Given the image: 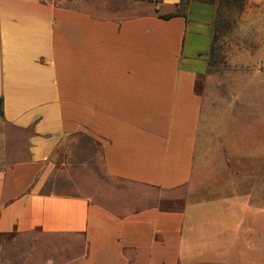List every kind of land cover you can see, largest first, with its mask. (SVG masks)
I'll use <instances>...</instances> for the list:
<instances>
[{
  "label": "crops",
  "instance_id": "crops-1",
  "mask_svg": "<svg viewBox=\"0 0 264 264\" xmlns=\"http://www.w3.org/2000/svg\"><path fill=\"white\" fill-rule=\"evenodd\" d=\"M218 1L0 0V238H80L76 264L190 260L191 207L173 196L209 158Z\"/></svg>",
  "mask_w": 264,
  "mask_h": 264
},
{
  "label": "rangeland",
  "instance_id": "rangeland-1",
  "mask_svg": "<svg viewBox=\"0 0 264 264\" xmlns=\"http://www.w3.org/2000/svg\"><path fill=\"white\" fill-rule=\"evenodd\" d=\"M226 5L219 9L228 21L222 61L207 73L215 89L203 92L209 158L196 181L173 196V209L185 200L191 207L194 254L186 264H264V8ZM95 180L80 191L91 195ZM105 195L114 197L108 189ZM83 251L80 238L38 232L0 238V264H76Z\"/></svg>",
  "mask_w": 264,
  "mask_h": 264
},
{
  "label": "trees",
  "instance_id": "trees-1",
  "mask_svg": "<svg viewBox=\"0 0 264 264\" xmlns=\"http://www.w3.org/2000/svg\"><path fill=\"white\" fill-rule=\"evenodd\" d=\"M156 2H159V0H156ZM226 5L227 6V10L231 7H239L240 9H242L243 5H244V0H219L217 3V14H216V18H215V22H214V26H213V35H212V39H211V46H210V50L208 53V69H207V73H210V70L212 67L218 65L221 63L222 58L219 52V46L221 44V40L222 38L226 35L227 32V28H228V21L225 17H222L221 13H220V7L222 5ZM176 10L174 13L172 14H166V15H160L161 18L163 19H168L171 18L172 16H183L184 15V10L186 8V3L182 2L181 4L177 5ZM155 12L157 13L158 11L155 10Z\"/></svg>",
  "mask_w": 264,
  "mask_h": 264
}]
</instances>
